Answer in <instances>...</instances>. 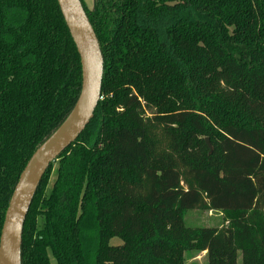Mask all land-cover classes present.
Instances as JSON below:
<instances>
[{"label": "trees", "instance_id": "16d2710c", "mask_svg": "<svg viewBox=\"0 0 264 264\" xmlns=\"http://www.w3.org/2000/svg\"><path fill=\"white\" fill-rule=\"evenodd\" d=\"M81 1L102 97L40 184L22 264H264V0ZM81 83L57 0H0V237ZM192 211L223 224L188 227Z\"/></svg>", "mask_w": 264, "mask_h": 264}, {"label": "water", "instance_id": "95a60500", "mask_svg": "<svg viewBox=\"0 0 264 264\" xmlns=\"http://www.w3.org/2000/svg\"><path fill=\"white\" fill-rule=\"evenodd\" d=\"M95 1V0H94ZM81 62L82 83L74 107L34 152L11 196L0 237V264H22L24 224L48 169L82 134L102 97L104 57L81 0H57ZM209 144V140H206Z\"/></svg>", "mask_w": 264, "mask_h": 264}, {"label": "rangeland", "instance_id": "374dc122", "mask_svg": "<svg viewBox=\"0 0 264 264\" xmlns=\"http://www.w3.org/2000/svg\"><path fill=\"white\" fill-rule=\"evenodd\" d=\"M87 7L92 9L94 0H84ZM57 177V168L54 167L53 173L51 175L50 187L54 183ZM223 219L220 213L215 212H202V211H192L186 217V225L188 227H217L222 226ZM122 242L119 238H114L111 241L112 246L121 245ZM240 262V259H239ZM52 264H55L52 261ZM185 264H207L206 252L199 254H190L186 258Z\"/></svg>", "mask_w": 264, "mask_h": 264}]
</instances>
